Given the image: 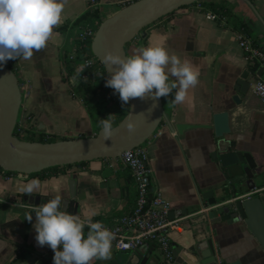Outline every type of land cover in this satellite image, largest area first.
Masks as SVG:
<instances>
[{"label": "crops", "instance_id": "crops-1", "mask_svg": "<svg viewBox=\"0 0 264 264\" xmlns=\"http://www.w3.org/2000/svg\"><path fill=\"white\" fill-rule=\"evenodd\" d=\"M91 1L66 0L61 22L46 46L34 51L28 60H12L21 89L18 122L36 137H52L56 142L63 138L80 140L92 138L100 130L99 122H92L80 100L73 96L64 66L77 30L72 25L91 10ZM93 1L92 9H98L107 19L137 0ZM212 1L223 4L229 14L237 15L250 28V35L245 37L264 55V0H247L251 6L243 0ZM206 14L195 6L183 9L165 25L148 29L142 45L163 46L169 55L188 61L199 72L197 85L188 90L183 103L172 104V93L161 97L166 118L143 146L151 171L150 192L158 191L169 203V219L185 220L181 232H175L177 237L193 231L198 241L208 237L224 258H240L242 264L264 262V252L243 224L208 226L207 232L202 216L207 200L212 198L210 193L217 197L224 179L211 157L227 147L248 154L255 164L251 181L254 188L243 195L264 188V112L253 90L242 97L239 106L232 102V87L252 64L238 47L240 34L222 21L207 20ZM260 68L259 80L264 83V65ZM256 76L251 72L249 79ZM127 110V104L115 97L102 119L119 111L126 114ZM223 111L228 113L230 132L222 139H215L212 129L189 130L181 135L173 130L176 124L211 125L212 115ZM72 178L76 180L78 216L82 219L91 217L110 224L132 209L135 185L119 159L72 166L61 175L44 179L6 175L0 179V264H53V250L39 246L35 240L34 213L31 221L25 220L26 213L39 206L29 199L39 198L45 203L61 188L67 190V181ZM32 179L40 183L32 193H25L22 189ZM151 250L152 255L164 260L153 246L141 252L146 255ZM119 253L111 248V255ZM164 264H182V259L164 260Z\"/></svg>", "mask_w": 264, "mask_h": 264}, {"label": "water", "instance_id": "water-1", "mask_svg": "<svg viewBox=\"0 0 264 264\" xmlns=\"http://www.w3.org/2000/svg\"><path fill=\"white\" fill-rule=\"evenodd\" d=\"M203 1L137 0L103 20L90 42V53L102 64L108 75L102 63L106 51L127 56L124 46L134 40L145 39L151 25L181 8ZM243 1L250 5L247 0ZM251 9L257 16L254 8ZM262 70L263 68L256 67L257 76L254 80L249 79L250 70H244L241 73L232 87L235 93L232 102L235 105L239 106L242 97L253 90V83L259 80ZM20 106L21 89L18 79L11 68L3 65L0 67V169L6 173L23 176L38 174L56 167H71L105 159L117 160L122 153L142 147L166 118L161 97L158 99L151 96H145L143 99L130 98L127 103L128 110L114 127L115 130L109 140H104L99 130L92 138L39 143L22 141L13 135L18 124ZM129 122L135 125L133 133H128L126 130ZM209 129H212L215 139H222L228 135L230 132L228 113L223 111L213 114L211 125L176 124L173 126L177 135L189 130ZM211 159L221 169L224 179L219 188V195L215 197L213 193H210L212 198L207 200L204 207L206 211L202 213V216L207 224L206 231L208 232V226L241 223L264 252V196L243 197L246 191L254 188L251 182L255 174L253 160L248 154L236 151L234 147H227L223 151L214 153ZM66 189L61 188L56 195L46 199L45 203L59 195L63 210L78 215L74 178L67 181ZM65 191L66 196H63ZM26 198L24 197V200ZM32 198L29 199L31 204H42L39 198ZM169 238L171 260L180 258L182 264H242L240 258L222 257L220 252L214 249L208 237L198 241L193 231L185 232L179 237L171 233ZM152 252L153 250L145 255L138 250L113 254L110 260L94 259L92 264H164L165 259L152 255ZM250 264H264V262Z\"/></svg>", "mask_w": 264, "mask_h": 264}, {"label": "clouds", "instance_id": "clouds-1", "mask_svg": "<svg viewBox=\"0 0 264 264\" xmlns=\"http://www.w3.org/2000/svg\"><path fill=\"white\" fill-rule=\"evenodd\" d=\"M65 3L66 0H0V67L10 59L28 60L34 51L43 49L61 22ZM102 63L108 73L105 86L118 93L124 104L130 98L158 99L169 93L171 103L180 104L198 83L199 72L188 61L169 55L163 46H141L130 56L106 51ZM111 117L99 119L104 140L111 139L115 130ZM126 130L133 133L135 125L129 122ZM39 183L37 179L29 180L22 190L30 194ZM33 213L35 240L39 246L47 245L53 250V264H90L94 258L111 259L113 233L100 221L82 219L63 210L59 195L26 213L25 220L31 221Z\"/></svg>", "mask_w": 264, "mask_h": 264}, {"label": "built area", "instance_id": "built-area-1", "mask_svg": "<svg viewBox=\"0 0 264 264\" xmlns=\"http://www.w3.org/2000/svg\"><path fill=\"white\" fill-rule=\"evenodd\" d=\"M94 1H91V9ZM206 19L214 21L216 18L210 13ZM94 31L77 29L75 31L74 44L66 56V60L72 66V74L68 75L71 90H74L80 80L90 76L93 81L105 83L108 75L102 64L92 55L85 57L83 50L87 43L91 42ZM237 44L247 60L252 65L261 67L264 65V55L251 45L243 35L237 36ZM91 61V63H88ZM4 66L13 68L12 60H8ZM13 70V69H12ZM253 94L258 99L264 112V83L255 80ZM118 93L112 94V99L118 97ZM118 99H120L118 97ZM18 125V124H17ZM24 128L17 127L20 136H25ZM155 134V133H154ZM153 134V135H154ZM23 141V140H22ZM119 160L128 170L135 185L136 195L132 209L128 214L116 218L110 224L102 223L114 235L112 248L120 253H130L141 250L144 247L153 246L158 249L166 261L171 260V233H180L184 228V219H169L170 205L158 191L150 192V174L147 167L148 155L143 147H139L121 154ZM6 176V172L0 169V179ZM260 191L251 192L244 198L260 195ZM0 202L2 200L0 199ZM87 229V227H85ZM88 230V229H87Z\"/></svg>", "mask_w": 264, "mask_h": 264}, {"label": "trees", "instance_id": "trees-1", "mask_svg": "<svg viewBox=\"0 0 264 264\" xmlns=\"http://www.w3.org/2000/svg\"><path fill=\"white\" fill-rule=\"evenodd\" d=\"M250 3L253 2V0H248ZM195 6L198 10H200L203 13H210L218 21L224 22L227 26L233 28L237 33L240 35L248 37L250 35V28L246 26L244 23H242V20L234 14H229L228 11L225 9L223 4L214 2L212 0H204L203 2L196 3L192 6L181 8L178 11L163 17L158 21V23L151 25L148 29L151 27H158L165 25L168 21H170L171 18H173L179 11L190 8ZM104 17L100 14L98 9H91L81 17H79L72 25V29H83V30H91L96 31L99 25L103 22ZM65 28H63L64 30ZM62 30V31H63ZM145 39L143 40H134L124 46V51L127 56L133 55L136 52V49L141 47L145 44ZM90 44L87 43L86 48L83 50L85 57H90ZM65 69L67 71V74H72V66L65 61ZM249 70L252 73H256V65H249ZM114 93V90L110 87H106L105 83H99L93 81V79L88 76L84 80H80L79 85L74 89L73 96L80 100L82 105L84 106L85 110L87 111V114L89 115V118L92 122H99V119H102L104 116V111L106 108L111 104L112 102V94ZM119 97V96H118ZM125 113L123 111H119L117 113H114L112 115V121L114 127L121 121ZM25 136H20L17 132V126L15 127L13 135L23 141L27 142H39V143H52L54 138H44L38 136L37 140H34L36 136L32 135L30 133V130L26 129L24 131ZM63 141H66L68 139L63 138ZM56 142V140H54ZM88 163H83L76 166H83ZM72 167V166H71ZM70 168L68 167H56L51 168L45 171H42L38 174L30 175L29 177H36L39 176L41 179L47 178V177H53L57 175H61L64 173L66 169ZM6 175H16L12 173H6ZM130 177V174H129ZM131 179V177H130ZM132 180V179H131ZM87 229H84L85 234L87 233ZM21 256V254H19Z\"/></svg>", "mask_w": 264, "mask_h": 264}, {"label": "rangeland", "instance_id": "rangeland-1", "mask_svg": "<svg viewBox=\"0 0 264 264\" xmlns=\"http://www.w3.org/2000/svg\"><path fill=\"white\" fill-rule=\"evenodd\" d=\"M94 33H95V31H94ZM17 127H19V128H24V129L26 130L25 126H24L21 122H18ZM37 139H38L37 137L34 138V140H37ZM54 140H56V139L54 138L52 141L54 142ZM144 145H145V144H144ZM144 145H143V146H144ZM143 146H142V147H143Z\"/></svg>", "mask_w": 264, "mask_h": 264}]
</instances>
